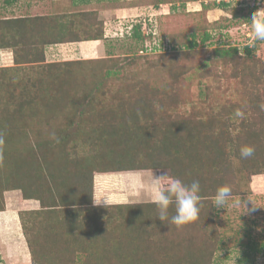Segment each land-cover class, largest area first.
I'll use <instances>...</instances> for the list:
<instances>
[{"label": "rangeland", "instance_id": "1", "mask_svg": "<svg viewBox=\"0 0 264 264\" xmlns=\"http://www.w3.org/2000/svg\"><path fill=\"white\" fill-rule=\"evenodd\" d=\"M81 1L17 0L7 6L0 0V20L57 17L61 24L104 33V39L94 46L95 58L82 62L69 60V52L74 50L51 44L43 48V65H16L13 48H0V124L13 132L0 130V138L12 142L7 146L11 156L20 155L18 166V160L14 167L12 161L4 163L2 151L6 150L0 144V264H33L37 261L33 252L35 258L41 252L38 264L89 263V251L77 245L80 239L76 235L72 237L75 242H69L71 248L64 242L48 253L47 243L52 245V241L46 243L43 231L52 229L54 222L33 230L28 235L30 244L23 234L22 224L29 233L30 223L38 219L24 212L41 208L40 201L24 195L33 190L40 194L50 181L40 172L48 174L50 169L58 179L48 183L68 191L78 189V200L92 209L89 217L95 216L98 224L120 228L125 207L137 206L152 213L150 232L158 224L153 219L158 209L146 191L136 190L137 176L142 175L147 183L152 173L166 171L186 184L198 180L206 193L211 183L215 192L227 184L233 198L241 196L245 208L228 204L217 209L214 197H201V208L209 211L212 205L216 214L219 239L212 264H264V254L246 250V245L264 241V110L256 111L252 100L260 94L259 104H264V41L256 42L251 59L243 51L248 46L250 19L264 3L100 0L96 5L92 0L85 5ZM223 3L227 4L224 9L220 8ZM116 7H122L123 13L111 24L105 9ZM136 24L141 25L143 38L138 41L129 36ZM13 33L9 30L3 35L10 39ZM206 34L208 39L201 43ZM193 37L196 45L191 47ZM232 48L239 54L221 56V50ZM17 58L24 62L23 57ZM261 84L256 92L254 88ZM246 106L250 113L243 117L245 124L247 119L254 124L234 131L231 123L241 120L235 112ZM80 108L85 112L81 117ZM238 135L240 141L235 139ZM38 139L45 150L38 148ZM232 140L239 149L250 140L253 157L241 161L239 150L236 153V147L229 144ZM222 146L224 157L215 162L213 154ZM177 151L178 159L171 161ZM10 185L23 191L10 189ZM172 214L174 207H170L165 225H173ZM3 221L8 226L3 227ZM195 223L188 225L194 230ZM100 225L90 231L102 230ZM64 250H68L65 255Z\"/></svg>", "mask_w": 264, "mask_h": 264}, {"label": "trees", "instance_id": "2", "mask_svg": "<svg viewBox=\"0 0 264 264\" xmlns=\"http://www.w3.org/2000/svg\"><path fill=\"white\" fill-rule=\"evenodd\" d=\"M88 1H92V0H86V1L82 0L81 3H85ZM16 2L17 0H3L4 5L7 6L8 5L11 6ZM226 6L227 4L224 3L220 4V8L224 9ZM80 15L82 16V14ZM56 20L57 17L50 18V17H41V16L8 18V19L0 20V31H1L0 48H13V50L16 53V56L14 55V64L16 65L22 63L43 65L44 64L43 48L47 45L65 44L70 42L95 41V40L104 39V33L102 30L98 33H94L95 31L93 30L90 29L85 30V29H81V27L77 28L74 26V24L71 23H69V25L61 24ZM9 30L11 31L14 30L15 34L17 36L19 35V38H17V36L14 33L12 34L10 39L5 37L3 33H7ZM130 32L131 34L129 35ZM129 33L127 35L129 36L132 35V37L135 38L137 41L143 39L141 35L142 32H141L140 24L134 25L129 30ZM207 39H208V35L206 34L201 39V43H204ZM190 45L191 47H194L196 45V39L194 37ZM243 51L245 55L249 59H251L255 52V48L254 47L248 48V46H245L243 48ZM220 54L222 57L225 58L229 55L233 56L235 54H239V50L237 48H232L231 50H221ZM17 56L23 57L24 62H19V58H17ZM75 61L82 62L88 60L78 59ZM66 63H70V62H66ZM54 65H55L54 63L49 64V66L51 67ZM4 67L2 68L8 69V67L5 68ZM261 88H262V84L260 88L255 87L254 89L256 92H259ZM258 95L260 96V94H257L254 97H252V100L254 101V108H256V111H259L261 113L260 111L261 105L259 104L260 97H258ZM27 103L29 105L28 101ZM79 104L77 103V105ZM241 111L244 113V115L246 113H250L247 106L245 107V109H242ZM77 113H79L80 117L85 114L84 110H81V108L79 109V111H77ZM233 113L234 112L230 113L228 117ZM227 120L231 121L229 118H227ZM245 120L242 118L239 122H232L231 128L235 131V128L237 129L245 128V126H247V123H249V125L254 124L253 119H247L246 124H245ZM235 124H243V126L236 127ZM5 127L7 130L3 128V126L0 124V130L4 132L9 131L8 129L10 126H5ZM8 133L13 134V132L10 131ZM256 136H259V134L258 135L255 134L254 137ZM235 139L236 141H240V136L238 135ZM232 141L233 142H230L229 144L236 147V150L234 151L237 153L239 150V146L234 140ZM3 142L4 143H2L1 145L6 150V151H2V158L4 160V163H9L10 161H12L10 165L14 167L15 165L13 163H16V161L18 160V163H16L18 166L20 161L17 156L19 154L13 157L11 156V152L10 153L8 152L9 148L7 146L11 145L12 142L10 140H5ZM54 142L58 143V141H54ZM249 142L247 145H250ZM36 144L39 149H41V147L43 148L42 150L46 149V146L45 147L43 146L42 139H38L36 141ZM174 148H176V146ZM224 148L225 146H222L221 148L216 150L215 154H213L215 155V157L213 158L215 162L218 161L217 160L218 158L224 157L225 154ZM27 150L29 152L32 151V147L27 145ZM65 154L71 155L69 152H65ZM238 156L240 157V155ZM178 157H179L178 151L177 153L173 152L171 161H176ZM241 161H243V159ZM42 162L47 163L50 161L47 159H42ZM78 163L81 166V163L80 162ZM52 171L53 169H50L48 174H45L43 170H41L40 175L41 177L42 176L49 177L48 180L50 181L48 182L52 183L53 181L58 179L54 176L55 173H50ZM261 173H264V171ZM219 181L220 180H217L216 182ZM48 182L45 183V185L42 187L40 194L39 193L35 194V190H33L28 195L27 194L24 195L26 199H34L40 201L39 203L41 205V208L39 210H27L24 212V214H27L29 218L31 216L34 217L38 216L37 221H35L36 219L35 218L30 223V225L32 224L31 227L33 228L29 233L26 230H24L22 224V229L24 232L23 234L26 235V237H28V235L33 230L42 229V227L45 225L42 223H46V222L55 223L52 229L47 228L46 231H43V233L45 232L44 237L46 243L47 241L48 242L52 241L51 242L52 245H49L47 243L48 253L51 251L49 249H51L53 246L58 245L61 247L62 243L64 242H66L70 246L69 242H75L73 241L74 239L72 237L76 235L80 239L77 245H80V247L83 248V250L89 251V253L87 254V259L89 262L88 264H115L114 262L116 260H117L116 262L117 264H212L213 263L214 255L217 249L216 245L219 239V233H218V227L215 222L216 214H214L211 210L212 205L209 211L208 210L204 211L205 207L201 208L200 218L199 220L196 221L195 225H197V227H195L194 230L191 229L192 228L191 225H187V227L185 226L186 227L185 229L184 226L178 228L175 225H170V226L167 224L165 225L166 221L162 222L159 219H157L158 212L154 211L153 219H155V221H157L158 224L154 225L153 227L154 229H151L152 231L150 232L147 229V227L148 224L149 226L151 225L152 218L150 217V215L152 213L149 215L147 214L148 211L146 208L144 210V209H140L137 206L133 208H131L132 206L125 207L127 210L125 213H122L123 215L122 217H120L122 219L125 217L124 222L122 223L123 224L122 227L114 228L113 225L104 226L103 224L101 225L100 223L98 224L95 216L89 217L90 215L89 213H91L92 209L86 206V204L83 203L84 201H82V199L78 200L79 198L77 192L78 189L75 190L70 188L71 190L68 191L64 187L58 188L59 185L57 186L56 183L53 186H51L50 183ZM17 184H21V183L17 181ZM208 188H209L208 193H206L203 190L200 191L201 197L209 196L210 198H213L215 196L216 187L211 183V185ZM10 189L22 190L21 187L15 185H10ZM119 208H123V207L119 206ZM81 216H84V218L81 219ZM116 217L118 216L116 215ZM204 217H208V218L204 219ZM80 223H82V225ZM95 224L100 225V227L104 226V228L98 232H95L93 230L94 232L92 233L90 229H92V227ZM85 231L87 232V234ZM90 233L92 235H90ZM117 237H119L120 239H117ZM26 241L28 244H30L29 237L28 240ZM246 250L253 252V254L255 253L262 255L264 254V241L258 244L255 242L252 245L248 244L246 245ZM67 253L68 250L67 251L64 250L62 252V254L64 255ZM32 254L34 257V261L37 260L33 264H38L41 258H43L41 257V252L40 255H38L36 258L34 252ZM123 256L124 258H121Z\"/></svg>", "mask_w": 264, "mask_h": 264}, {"label": "clouds", "instance_id": "3", "mask_svg": "<svg viewBox=\"0 0 264 264\" xmlns=\"http://www.w3.org/2000/svg\"><path fill=\"white\" fill-rule=\"evenodd\" d=\"M264 3V0H261ZM251 32L247 41L248 46L255 47L257 41H264V7L258 9L251 17ZM261 109L264 110V104ZM235 116L243 118L244 113L237 109ZM3 139L0 138V144ZM255 149L251 145H242L239 149L241 159H248L253 157ZM135 188L138 192L146 191L152 203L157 206V218L162 221L169 220L170 207H174V214L170 217L171 224L179 227L191 224L200 218L201 203V186L198 180L192 181L190 184L184 183L175 176L169 175L166 171L158 175H151L150 181L147 183L144 177L137 176L135 181ZM97 201L96 204H100ZM106 204V201H104ZM230 204L232 207L245 208L244 201L238 195L233 198L232 188L225 184L216 190L214 196V207L224 208L225 205Z\"/></svg>", "mask_w": 264, "mask_h": 264}, {"label": "crops", "instance_id": "4", "mask_svg": "<svg viewBox=\"0 0 264 264\" xmlns=\"http://www.w3.org/2000/svg\"><path fill=\"white\" fill-rule=\"evenodd\" d=\"M90 2L91 1H88V2H85L83 4H85V5L88 4L89 5ZM92 2H93L92 4H96V5L101 3V1H99V0H94ZM105 11L108 12L109 20L110 21L113 20L111 22L109 21L111 24L113 22H115L116 19L121 18L120 16L123 13L122 7H116V8H112L110 10L105 9ZM129 11L130 12H136L134 9H129ZM113 17H115V19H112ZM99 42L100 41H97V40H95V41H83V42H70V43L56 45V47L62 45L61 47H63V49H65L67 51H70V49H71V51L74 50L73 53L69 52L70 56L72 57V58H69V60L70 59H76V60H78V59H92V58H95V56H94V53H95L94 46L95 45L98 46ZM76 45H80V46H76ZM12 223H14V220H13ZM6 224H7V222L3 221L1 225L4 227ZM7 226H8V224H7ZM17 259H19V257H17Z\"/></svg>", "mask_w": 264, "mask_h": 264}]
</instances>
